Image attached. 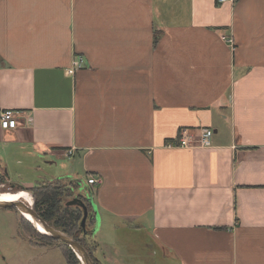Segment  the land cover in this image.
<instances>
[{
    "label": "crops",
    "instance_id": "crops-1",
    "mask_svg": "<svg viewBox=\"0 0 264 264\" xmlns=\"http://www.w3.org/2000/svg\"><path fill=\"white\" fill-rule=\"evenodd\" d=\"M3 109L22 111L0 126L9 182L35 186L41 161L102 179L92 235L161 264H264V0H0ZM185 127L212 146H164Z\"/></svg>",
    "mask_w": 264,
    "mask_h": 264
},
{
    "label": "rangeland",
    "instance_id": "rangeland-1",
    "mask_svg": "<svg viewBox=\"0 0 264 264\" xmlns=\"http://www.w3.org/2000/svg\"><path fill=\"white\" fill-rule=\"evenodd\" d=\"M63 160H65V158ZM41 163V169L40 171H37L38 177H36L35 180L40 179L39 181H35L34 185L52 180L51 178L59 175H55L54 167L52 165H47L46 163L43 164L42 161ZM64 163L68 165L66 170H69V168L72 167L75 171L77 168L74 165H71V158L67 159ZM31 164L32 162L30 165ZM59 170L61 173L64 171L62 169ZM31 172L32 170H25L22 178H32L33 175ZM80 180H82L81 182H83V186L86 189L81 187L78 193L83 194L84 196L86 195L87 197L93 195V193H91V185H87L88 179L85 173H80ZM13 182L22 184L23 181L16 179V181ZM4 191L10 192L7 187L0 184V193ZM26 203L28 204L27 201ZM24 217L25 216H22L16 207L0 209V264H66L64 254L60 249L62 242L59 240V242H46L43 239H40L35 233V230L37 231V229L30 221L25 219L26 217ZM26 221L30 222L32 227H30ZM100 227L101 224L99 222L98 233L94 235L100 245L97 256H100L101 258L102 255L103 257L106 256L113 258L114 260L119 259L121 260L120 264H146L147 262V264H149L150 260H146L143 256H134V254H130L131 249L127 248L121 239L127 238V235L123 234L120 239L118 237L117 240L120 242H115V240L114 243H112L114 240L112 230H110L106 224L101 228ZM115 246H117L116 250H114ZM158 261L159 257H156L150 262L151 264H161V262ZM105 264H112V262Z\"/></svg>",
    "mask_w": 264,
    "mask_h": 264
},
{
    "label": "trees",
    "instance_id": "trees-1",
    "mask_svg": "<svg viewBox=\"0 0 264 264\" xmlns=\"http://www.w3.org/2000/svg\"><path fill=\"white\" fill-rule=\"evenodd\" d=\"M191 131L192 133L194 132L192 129ZM81 181L80 179L70 180L68 178H62L45 181L31 188H24L19 184H12L9 182L5 173L0 170V184H3L12 192L20 190L30 192L34 198L35 210L44 221L79 241L86 249L93 264H103L97 256L100 245L96 237L92 235L95 219H88L84 228L82 225L84 215L82 208L77 204L68 205V203L73 201L76 197L84 199V195L78 193L81 187L84 188L81 186V184H83ZM89 210L90 213H92L90 207ZM28 225L32 227L30 222H28ZM35 233L40 239L46 242H59L56 239L38 233L36 230ZM60 249L64 254L66 264H82L68 245L62 243Z\"/></svg>",
    "mask_w": 264,
    "mask_h": 264
},
{
    "label": "water",
    "instance_id": "water-1",
    "mask_svg": "<svg viewBox=\"0 0 264 264\" xmlns=\"http://www.w3.org/2000/svg\"><path fill=\"white\" fill-rule=\"evenodd\" d=\"M76 204L83 210L84 215L82 219V225L84 228L88 219H99L98 211L93 200H91L90 197H87L86 195L84 196V199L76 197L73 201H70V203H68V205ZM10 207H16L17 210L22 214V216H25V214L29 215L33 219V221L31 219H28V221L33 224V226L40 234L46 235L52 239L59 240L62 243L68 245L76 254L77 258L81 261L82 264H93L86 249L79 243V241L74 239L69 234L52 227L46 221H44L36 212L34 203L30 205L24 202L22 199L17 201H0V209ZM89 207L92 209V213H90ZM40 226H42L44 231L40 229Z\"/></svg>",
    "mask_w": 264,
    "mask_h": 264
},
{
    "label": "built area",
    "instance_id": "built-area-1",
    "mask_svg": "<svg viewBox=\"0 0 264 264\" xmlns=\"http://www.w3.org/2000/svg\"><path fill=\"white\" fill-rule=\"evenodd\" d=\"M220 2H225L226 0H219ZM232 43V39L229 40ZM77 65H81L79 61ZM69 74H73L74 71H68ZM22 114V111L14 109H3L0 111V126L3 129H15L19 123V116ZM212 137L213 130L211 128H203L200 130L199 134L192 133L188 128H181L179 130L178 137L173 140L166 142L164 145L167 148H186L193 149L204 147L208 148L212 146ZM72 154L71 151L67 152V155ZM101 178L91 177L88 179V184L92 186L99 185L101 183Z\"/></svg>",
    "mask_w": 264,
    "mask_h": 264
},
{
    "label": "bare ground",
    "instance_id": "bare-ground-1",
    "mask_svg": "<svg viewBox=\"0 0 264 264\" xmlns=\"http://www.w3.org/2000/svg\"><path fill=\"white\" fill-rule=\"evenodd\" d=\"M19 199H22L24 202H28V204L32 205L34 203V198L30 194V192L25 190H20L19 192H12V191H4L0 193V201H17ZM25 217L28 219H33L25 214ZM40 229L43 230L42 226H40ZM44 231V230H43Z\"/></svg>",
    "mask_w": 264,
    "mask_h": 264
}]
</instances>
